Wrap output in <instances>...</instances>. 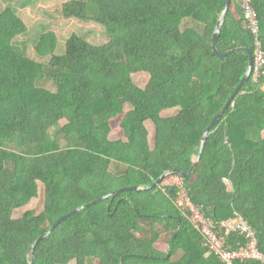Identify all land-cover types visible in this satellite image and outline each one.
<instances>
[{"label": "trees", "instance_id": "trees-1", "mask_svg": "<svg viewBox=\"0 0 264 264\" xmlns=\"http://www.w3.org/2000/svg\"><path fill=\"white\" fill-rule=\"evenodd\" d=\"M226 2L70 0L62 18L102 25L108 41L94 45L73 33L60 51L56 33L28 28L14 8L0 12V264H173L178 250L183 256L176 264H226L209 254L191 212L178 206L182 189L213 222L225 250L240 251L248 243L223 225L240 214L264 253V76L255 81L252 74L211 128L192 174H174L181 185L160 182L93 202L31 248L78 206L122 186L148 185L166 170L190 171L205 130L249 68L246 51L225 58L213 53ZM253 6L264 49V0ZM188 19L195 27L182 29ZM244 22L240 0H232L220 52L247 48L254 56V37ZM26 43L39 58L27 55ZM139 71L150 73L144 88L133 79ZM46 79L55 90L39 84ZM173 107L180 108L177 114H161ZM148 119L157 129L153 149ZM57 127L69 145L52 135ZM116 127L125 141L107 138ZM111 162L125 164L123 172L110 171ZM38 180L45 186L44 209L14 218L13 210L37 195Z\"/></svg>", "mask_w": 264, "mask_h": 264}, {"label": "rangeland", "instance_id": "rangeland-1", "mask_svg": "<svg viewBox=\"0 0 264 264\" xmlns=\"http://www.w3.org/2000/svg\"><path fill=\"white\" fill-rule=\"evenodd\" d=\"M70 0H0V12L6 8H14L15 13L28 28H34L38 25V29L43 32H54L59 36L58 50H62V47L66 45L68 38L76 33L80 36H83L88 41L94 45H104L108 41V36L105 33V30L102 25L93 23V22H80L76 19H64L60 14V10L64 3ZM45 23L46 25L41 24ZM45 26L46 29H45ZM189 27H195L192 20H187L182 24V29ZM199 29V27H197ZM23 37L19 38L22 40ZM26 53L32 58H39L35 54L34 46L30 43L25 44ZM60 48V49H59ZM48 57H45L43 61H46ZM134 82L140 86L145 87L150 80V73L146 71H139L133 74ZM41 86L48 88L50 90H55V84L50 80L46 79L39 83ZM179 107H173L165 109L161 112L164 116H172L179 112ZM66 122L65 119L60 120V125H63ZM146 124L149 129V145L153 149L155 147L156 141V124L153 120L148 119ZM60 127V126H59ZM51 128L52 135L58 140L59 144L63 146L69 145V141L64 138L63 131L59 128ZM264 135V132H263ZM107 138L110 140H126V137L123 133V130L120 127L113 128L107 132ZM125 164L111 162L109 165V170L112 172H123ZM169 183L182 184V179L179 176L171 175L168 178L162 181V186H166ZM177 204L180 209L184 208V204L181 203L180 199L177 200ZM45 206V186L43 182L37 181V195L32 197L27 204L16 208L13 210L12 216L18 218L22 216L23 212L27 209L34 210L35 213H39L44 209ZM154 247L160 252L167 251V245L160 243L155 244ZM209 254L211 251L209 250ZM208 254V255H209ZM183 256V250H178L176 254L171 258L173 264H176ZM68 264H75L74 261L69 262Z\"/></svg>", "mask_w": 264, "mask_h": 264}, {"label": "built area", "instance_id": "built-area-1", "mask_svg": "<svg viewBox=\"0 0 264 264\" xmlns=\"http://www.w3.org/2000/svg\"><path fill=\"white\" fill-rule=\"evenodd\" d=\"M240 5L244 13L245 27L254 37V45L256 50L254 53V62L252 76L255 81H259L264 76V49L260 39L261 25L257 11L253 6V0H240ZM170 184V183H169ZM168 185V184H167ZM178 199L184 204L183 209L191 212L189 220L196 226L204 237V245L217 256L221 262L233 264L237 260L256 261L264 264V253L260 251L256 234L253 232L248 222L243 216L237 214L235 218L224 222L226 233L240 232L244 234L248 240L246 246L240 251H227L224 247V240L219 238L214 231V225L211 220L204 217L203 214L192 204L188 192L182 189Z\"/></svg>", "mask_w": 264, "mask_h": 264}, {"label": "water", "instance_id": "water-1", "mask_svg": "<svg viewBox=\"0 0 264 264\" xmlns=\"http://www.w3.org/2000/svg\"><path fill=\"white\" fill-rule=\"evenodd\" d=\"M232 5V0H227L226 5L223 9V12L218 20L217 26L215 28L214 34H213V40H212V46H213V53L215 56L219 57V58H225L227 56H230L232 54L238 53V52H242V51H246L249 53V68L247 70V73L245 74L244 78L242 79L241 83L238 85V87L235 89V91L233 92V94L231 95L230 99L228 100V102L225 104V106L222 108V110H220L218 112V114L213 118V120L211 121V123L209 124V126L207 127V129L205 130L204 136L202 138V147L200 150V153L197 156H194L193 159V165L190 169L189 172H183L181 169L177 168V169H173V170H166L164 172H162L155 181H153L152 183L148 184V185H140V184H134V185H127V186H122L118 189L113 190L110 193H106L94 200H92L91 202H88L86 204H83L81 206H78L74 209H72L71 211L61 215L60 217H58L50 226V228L42 233L41 235H39L32 243L31 248H32V252L34 251L35 245L36 243L43 238L44 236H46L47 234L50 233V231L60 222L62 221L67 215L76 212L77 210H79L82 207H85L93 202H96L98 200H101L103 198H106L108 196H115L117 193L122 192V191H126V190H130V189H146L149 188L150 186L156 185L160 182H162L164 179L168 178L171 175L174 174H178L181 177H188L192 174L194 168L198 165L205 143L208 139V135L209 132L211 130V128L213 127V125L217 122V120L223 115V113L227 110V108L232 104V102H234L235 98L237 97V95L239 94V92L241 91V89L243 88L244 84L248 81V79L251 77L252 74V70H253V62H254V56L253 54L247 49V48H239V49H235L233 51H230L228 53H222L219 51L218 49V40L222 31V28L224 26L225 20H226V15L227 12L229 10V8ZM30 264H33V262L31 261Z\"/></svg>", "mask_w": 264, "mask_h": 264}, {"label": "crops", "instance_id": "crops-1", "mask_svg": "<svg viewBox=\"0 0 264 264\" xmlns=\"http://www.w3.org/2000/svg\"><path fill=\"white\" fill-rule=\"evenodd\" d=\"M166 109H168V108H166ZM163 111H165V109H164ZM163 111H162V112H163ZM162 115H163V114H162ZM163 116H164V115H163ZM146 125H147V124H146ZM147 127H148V126H147ZM121 173H122V172H119V173L116 172V174H118V175L121 174ZM156 244H160V243H156ZM163 244H164V243H163Z\"/></svg>", "mask_w": 264, "mask_h": 264}]
</instances>
